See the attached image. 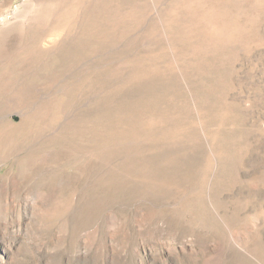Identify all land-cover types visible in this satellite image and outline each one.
<instances>
[{
    "label": "rangeland",
    "instance_id": "rangeland-1",
    "mask_svg": "<svg viewBox=\"0 0 264 264\" xmlns=\"http://www.w3.org/2000/svg\"><path fill=\"white\" fill-rule=\"evenodd\" d=\"M0 264H264V0H0Z\"/></svg>",
    "mask_w": 264,
    "mask_h": 264
}]
</instances>
